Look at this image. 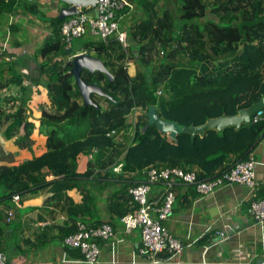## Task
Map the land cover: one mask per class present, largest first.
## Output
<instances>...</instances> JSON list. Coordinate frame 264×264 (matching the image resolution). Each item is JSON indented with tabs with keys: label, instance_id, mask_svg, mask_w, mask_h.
<instances>
[{
	"label": "trees",
	"instance_id": "1",
	"mask_svg": "<svg viewBox=\"0 0 264 264\" xmlns=\"http://www.w3.org/2000/svg\"><path fill=\"white\" fill-rule=\"evenodd\" d=\"M180 1L177 19L185 22L175 26L168 11L161 19L140 21L129 32L135 51L129 46L124 50L114 38L96 40L90 31L66 48L60 28L67 18L59 20L57 13L45 20L51 35L39 48L44 59L39 75L45 77L41 83L54 111L42 112L39 131H47L48 153L18 166L0 167V204L29 192L30 184L37 187L36 176L44 168L67 178L81 176L74 171L73 160L79 153L113 144L110 133L127 129L126 119L134 108L143 116L134 125L121 170L180 168L197 170V178L206 180L248 159L264 135V120L220 132L208 129L194 137L179 133L175 139L160 133L155 124L143 131L152 107L160 120L200 126L210 118L234 116L264 95V0ZM19 2L26 14L40 13L36 0H0V14L13 12ZM82 51L101 60L113 76L109 82L105 74L82 71L83 81L110 96L92 94L96 107L83 106L69 73L70 57ZM126 58L136 67L134 77L127 73ZM24 113L22 107L7 116L12 125L6 137L21 124L25 136L33 131Z\"/></svg>",
	"mask_w": 264,
	"mask_h": 264
},
{
	"label": "crops",
	"instance_id": "2",
	"mask_svg": "<svg viewBox=\"0 0 264 264\" xmlns=\"http://www.w3.org/2000/svg\"><path fill=\"white\" fill-rule=\"evenodd\" d=\"M42 1L37 14L17 11L16 6L13 12L0 14V52L5 51L10 58L0 67V167L18 166L48 153L47 131H39V126L42 112L53 113L54 109L41 83L45 77L39 75L44 61L39 48L51 35L45 20L53 17L42 8L58 3ZM131 1L135 9L123 12L119 28L127 33L129 48L135 51L137 46L129 41V32L136 24L161 19L164 11L175 17L180 7L174 0ZM39 16L45 20L39 21ZM127 73L135 76L132 60ZM197 73L201 75L200 67ZM22 107L24 121L33 124L34 129L25 136L21 124L8 138L6 130L12 119L7 116ZM141 116L140 109L131 112L126 119L127 129L111 135L113 144L79 153L72 162L74 171L81 176L67 178L65 173L56 175L44 168L36 176L37 187L30 184L29 192L19 194L16 202L11 199L0 204V253L5 255L6 264H88L78 250L63 244V239L75 231L77 222L92 228L108 223L114 230L112 238L98 241L97 264H152L141 253L139 231L126 233L121 223V218L134 207L128 188L145 181L146 170H121L134 125ZM252 153L258 197L264 198V135ZM163 189L161 184L152 185L149 201L160 203ZM172 192V214L163 224L183 249L180 254H163L160 264L264 261V224H257L248 213L252 200L247 188L225 184L211 195L200 197L194 186L176 180ZM9 211L12 216L8 221Z\"/></svg>",
	"mask_w": 264,
	"mask_h": 264
},
{
	"label": "built area",
	"instance_id": "3",
	"mask_svg": "<svg viewBox=\"0 0 264 264\" xmlns=\"http://www.w3.org/2000/svg\"><path fill=\"white\" fill-rule=\"evenodd\" d=\"M134 9L135 5L131 0H97L94 8H80L77 15L68 17L61 25L60 34L66 48L71 46L74 39H79L90 31L96 40L106 41L114 38L124 50H127L129 46L127 33L119 28V21L124 11L131 13ZM4 53L5 51L1 52L0 62L10 60L7 55H2ZM77 54L86 53L82 51ZM162 54L160 52L161 56ZM125 65L129 66L127 58ZM156 94L160 96L161 91H157ZM136 110L137 108H134L132 112L135 113ZM262 120H264V108L255 112L251 117V123L256 124ZM114 133L115 131H112L110 135ZM255 167V158L251 152L247 160L237 163L217 177L206 180L197 178V170L150 168L145 172L144 182L128 189V195L134 207L130 213L121 218L123 230L126 233L139 231L142 243L141 253L147 256L152 264H160L163 254H180L183 249L182 244L169 234L163 224L172 214L175 199L172 186L176 180L194 186L200 197L211 195L225 184H239L250 192L252 201L248 208L249 215L257 224H264V198L258 197ZM155 184H161L164 187L160 203L151 202L148 199L150 187ZM12 200L16 202L18 196H13ZM7 215L9 221L12 214L8 212ZM113 235L114 230L108 223L92 228L77 222L75 231L63 239V244L78 250L88 264H97L100 255L98 241L108 240ZM0 264H6V257L2 253H0Z\"/></svg>",
	"mask_w": 264,
	"mask_h": 264
},
{
	"label": "water",
	"instance_id": "4",
	"mask_svg": "<svg viewBox=\"0 0 264 264\" xmlns=\"http://www.w3.org/2000/svg\"><path fill=\"white\" fill-rule=\"evenodd\" d=\"M31 2L33 0H26ZM67 7H63L58 12V19L62 20L71 16H75L79 13L80 8H94L96 6L97 0H57ZM69 53L72 52L70 48ZM72 66L69 73L74 78V84L81 96L82 104L84 107L97 105L91 100V95H97L102 98H110L109 95L104 93L99 87L88 84L81 78L82 71H87L89 73L99 72L105 74L109 80L112 82L113 76L110 74L109 70L104 66L101 60L96 57L87 54H76L72 59ZM264 108V97L259 101L253 103L247 108L240 109L238 113L234 116H222L217 118L207 119L203 125L200 126H188L180 127L175 123L167 122L158 119L155 108H150L147 112V124L144 126L143 131H145L150 125L155 124L156 128L160 133L167 134L171 139L179 133H186L194 137L196 135H201L205 130L214 129L217 131H222L226 127H239L241 125H250L251 117L257 112ZM256 264H264L263 260H258Z\"/></svg>",
	"mask_w": 264,
	"mask_h": 264
},
{
	"label": "rangeland",
	"instance_id": "5",
	"mask_svg": "<svg viewBox=\"0 0 264 264\" xmlns=\"http://www.w3.org/2000/svg\"><path fill=\"white\" fill-rule=\"evenodd\" d=\"M36 1H38L37 4H40V1H42V0H36ZM43 1L44 2H53V1H56L58 3V5H56V6L55 5H52V4H50V5L48 4V5L43 6V8H42L44 13L50 14L52 16H55L59 12L58 10H60L62 8V6H63V4L61 2H58L57 0H43ZM43 1H42V3H43ZM174 1L178 2V8H179L180 5H181L180 4L181 1L180 0H174ZM22 5H23L22 2H19V4L18 3L15 4L16 10L17 11L23 10ZM179 15H180V11H178V12L175 13V17H174V25L175 26H180L181 24H183L185 22V20H183V19H177V17ZM38 20L40 21V20H45V19H43L41 16H39V19ZM101 104H102L103 107H105V104L103 102H101Z\"/></svg>",
	"mask_w": 264,
	"mask_h": 264
},
{
	"label": "clouds",
	"instance_id": "6",
	"mask_svg": "<svg viewBox=\"0 0 264 264\" xmlns=\"http://www.w3.org/2000/svg\"><path fill=\"white\" fill-rule=\"evenodd\" d=\"M4 55H7V53H5ZM75 55H76V54H75ZM7 56H8V55H7ZM8 57H9V56H8ZM3 62H4V61H3ZM3 62H2V63H3ZM137 109H138V108H137ZM140 110H141V109H140Z\"/></svg>",
	"mask_w": 264,
	"mask_h": 264
}]
</instances>
